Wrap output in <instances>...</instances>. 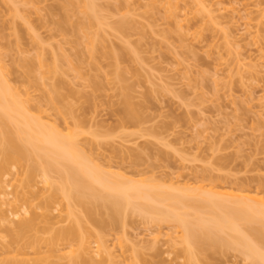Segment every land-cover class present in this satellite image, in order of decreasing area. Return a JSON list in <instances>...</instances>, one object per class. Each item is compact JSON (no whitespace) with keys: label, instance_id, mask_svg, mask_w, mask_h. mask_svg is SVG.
I'll use <instances>...</instances> for the list:
<instances>
[{"label":"rangeland","instance_id":"374dc122","mask_svg":"<svg viewBox=\"0 0 264 264\" xmlns=\"http://www.w3.org/2000/svg\"><path fill=\"white\" fill-rule=\"evenodd\" d=\"M73 1L0 0V64L31 112L41 108L47 124L74 133L81 157L107 179L142 181L170 192L193 193L199 186L222 192L230 186L263 196L264 0H93L90 21L92 16L98 21L92 28ZM83 35L91 38V47ZM30 60L33 74L44 73V79L24 73ZM27 164L2 177L9 192L4 213L14 212L12 202L16 207L31 202L37 215L45 198L54 196L59 203L48 223L12 245L13 253L0 247V264L45 259L51 255L46 240L75 221L79 237L56 250L77 248L83 239L93 251L100 236L106 253L94 256L92 264L188 263L182 232L171 223L152 224L128 210L119 223L98 226L107 223L100 203L91 205L92 218L71 204L74 220L67 218L55 184L43 188L36 178L26 193ZM51 178L57 185L58 177ZM15 230L14 223L0 224V246L8 245ZM225 235L223 240L230 239ZM219 243L215 249L193 245L189 262L252 263ZM54 251L52 264L68 263L65 252ZM81 257L88 262V256Z\"/></svg>","mask_w":264,"mask_h":264},{"label":"bare ground","instance_id":"6f19581e","mask_svg":"<svg viewBox=\"0 0 264 264\" xmlns=\"http://www.w3.org/2000/svg\"><path fill=\"white\" fill-rule=\"evenodd\" d=\"M74 1L72 5H76L79 15L83 16V19L88 18V24L92 28V23L96 21H94L95 16H92L91 21L89 16L93 11V0ZM82 30H84L83 25ZM87 35L89 34L87 33ZM87 35H83L84 38ZM88 41L91 47L93 43L90 42L92 41L90 37ZM33 64V60H30V63L29 61L25 62L22 66V69H25L24 73L32 80L44 79V73L39 78L34 75L35 65ZM38 68H44L40 60ZM47 72L50 71L47 70ZM6 76L5 70L0 64V224L14 223L16 229L9 235L8 245L0 246L3 247L2 249H7L4 251L5 254H11L14 251L12 245L17 246L24 235L35 230L39 223H48V213L50 214L52 207L59 203L57 199V202L54 200V196L45 198L42 206L39 207L42 212L37 215L33 211L35 208L31 202L24 201L22 209L20 207L23 204L16 207L17 205L12 202V205L10 203L9 206L14 212L7 211L11 214V219L4 213L2 207L6 202L3 198L5 199L9 192L7 193V188H5L7 186H4L6 183L2 181V177L9 172L11 167L21 165L24 161V163H28L25 179L22 181L26 193H30V190L36 186H34L36 178L40 179L39 182L43 188L49 189L55 184V187H58L55 188L54 193L57 192L60 195V201L64 202L67 218L76 220L74 214L71 215L72 212L69 211L71 204L80 206L84 214L88 218H92L90 214L93 211L91 212V209L94 210L95 207L91 208V205L100 203V207L106 211L107 223L104 222V224L100 220V225L98 223L96 225L106 227L108 223L115 224V221L119 223L126 211L130 210L144 217L145 220L148 219L147 222H152V224L171 223V226L180 229L179 232H182L181 242L185 243L187 247V264H191L189 261H192L191 258H193V245L199 244L200 247L207 245V247L215 249L219 242L220 245H224L223 247L227 246L226 248L231 247L233 250L240 251L248 262H252L251 264H264V254L259 250V245H264V195L261 196L257 191L250 195L251 191L249 190L237 188L235 190L230 186L222 188L224 189L222 192H217L213 186L207 187V190L204 186L196 187L199 193H197L198 191L194 193L196 188L194 191L192 189L193 193L185 192L187 188L184 191L172 190L170 192L162 190L161 187H153V185L147 186L148 184H146L144 186L142 181L140 185L139 182L124 184V182L111 178L107 179L108 177L102 175L97 170L98 168L92 167L88 161L81 157L75 134L69 130L63 134L55 123L47 124L43 116L44 111L41 108H37L32 113L28 106V100L20 99L18 93L8 85ZM50 106L56 111L52 99ZM129 116L127 117L131 118ZM52 174L58 177L57 185L51 178ZM76 223L77 221L72 227L59 229L47 239L46 243L50 248L51 255L45 259L35 260L32 264H52L50 258L54 257L55 254H52L54 250L59 254L65 252L63 255L67 257V264H79L80 258H84L81 257L82 255L88 256V264H92V260H95L93 258L99 257L100 254L102 257V253H106V246L104 242H101L102 237L100 236L95 238L96 249L93 251L89 249V243L83 239L80 240L77 248L73 249L70 244L67 251L55 249L59 243L79 237L80 223L78 222L77 225ZM107 226L109 227V224ZM224 235L229 236L230 239L223 240ZM10 247L11 250H9ZM16 252L18 255L26 256L24 253ZM57 257L61 258L60 255ZM20 260L8 259L4 264H25L29 261L28 259ZM81 262L87 264L84 260Z\"/></svg>","mask_w":264,"mask_h":264}]
</instances>
